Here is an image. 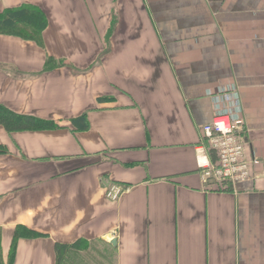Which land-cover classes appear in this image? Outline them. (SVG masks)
<instances>
[{"label":"crops","instance_id":"obj_1","mask_svg":"<svg viewBox=\"0 0 264 264\" xmlns=\"http://www.w3.org/2000/svg\"><path fill=\"white\" fill-rule=\"evenodd\" d=\"M25 4L49 25L43 46L0 35V105L58 128L0 126L4 258L24 227L44 237L20 239L14 264H56V243L79 240L117 264H264V0H1L0 14ZM219 116L245 121L256 161L235 187L199 165Z\"/></svg>","mask_w":264,"mask_h":264},{"label":"trees","instance_id":"obj_2","mask_svg":"<svg viewBox=\"0 0 264 264\" xmlns=\"http://www.w3.org/2000/svg\"><path fill=\"white\" fill-rule=\"evenodd\" d=\"M1 1V0H0ZM49 25L46 14L39 8L30 4H25L17 8H8L0 14V35L15 36L26 41L36 42L43 46L42 35ZM64 63L49 59L46 64V71H50ZM80 122L82 128H86L85 116L74 121ZM0 126L8 133L23 131H43L57 129L58 125L51 120H45L32 115L18 114L11 109L0 105ZM217 163L216 152L210 149ZM7 154V149L0 146V155ZM231 187V185H229ZM44 235L32 232L24 227H18L14 244L8 259L4 258L2 248V231L0 229V264H14L16 257V247L20 239L42 238ZM112 246V245H111ZM103 257L98 254V251ZM56 264H117V253L105 243L88 242L79 240L73 244L56 243Z\"/></svg>","mask_w":264,"mask_h":264},{"label":"built area","instance_id":"obj_3","mask_svg":"<svg viewBox=\"0 0 264 264\" xmlns=\"http://www.w3.org/2000/svg\"><path fill=\"white\" fill-rule=\"evenodd\" d=\"M244 132L245 121L228 116L216 117L202 127L203 145L208 151L214 150L217 155V163L212 165L205 157L199 159L206 180L235 187L251 178V165L256 161L247 156ZM121 195L119 187H112L107 192V197L111 200H118Z\"/></svg>","mask_w":264,"mask_h":264},{"label":"water","instance_id":"obj_4","mask_svg":"<svg viewBox=\"0 0 264 264\" xmlns=\"http://www.w3.org/2000/svg\"><path fill=\"white\" fill-rule=\"evenodd\" d=\"M109 239H110L109 236L105 238L106 241H108ZM110 244L113 245L114 247H116L117 246V241L116 240H112V241H110Z\"/></svg>","mask_w":264,"mask_h":264},{"label":"rangeland","instance_id":"obj_5","mask_svg":"<svg viewBox=\"0 0 264 264\" xmlns=\"http://www.w3.org/2000/svg\"><path fill=\"white\" fill-rule=\"evenodd\" d=\"M31 5V4H30ZM104 251L103 250H100L98 251V254L97 255H100L101 257H103V255L101 253H103Z\"/></svg>","mask_w":264,"mask_h":264}]
</instances>
